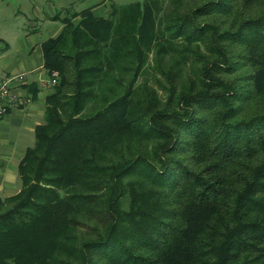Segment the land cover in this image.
I'll use <instances>...</instances> for the list:
<instances>
[{
    "label": "trees",
    "instance_id": "16d2710c",
    "mask_svg": "<svg viewBox=\"0 0 264 264\" xmlns=\"http://www.w3.org/2000/svg\"><path fill=\"white\" fill-rule=\"evenodd\" d=\"M73 15L0 264H264V0Z\"/></svg>",
    "mask_w": 264,
    "mask_h": 264
},
{
    "label": "crops",
    "instance_id": "0c3cea01",
    "mask_svg": "<svg viewBox=\"0 0 264 264\" xmlns=\"http://www.w3.org/2000/svg\"><path fill=\"white\" fill-rule=\"evenodd\" d=\"M86 9L97 18H109L114 10L108 15L94 0L83 8L73 0H0V83L12 80L22 100L0 118V198L21 190L19 164L35 143V130L45 122L47 98L54 92L43 43L59 36L64 19L78 24L81 18L73 14Z\"/></svg>",
    "mask_w": 264,
    "mask_h": 264
},
{
    "label": "built area",
    "instance_id": "2783aa9c",
    "mask_svg": "<svg viewBox=\"0 0 264 264\" xmlns=\"http://www.w3.org/2000/svg\"><path fill=\"white\" fill-rule=\"evenodd\" d=\"M60 74L58 71H52L50 74V85L55 87L59 82ZM19 79H23L20 76ZM12 80L0 83V118L6 116L13 108L22 103L20 96L12 86Z\"/></svg>",
    "mask_w": 264,
    "mask_h": 264
},
{
    "label": "rangeland",
    "instance_id": "374dc122",
    "mask_svg": "<svg viewBox=\"0 0 264 264\" xmlns=\"http://www.w3.org/2000/svg\"><path fill=\"white\" fill-rule=\"evenodd\" d=\"M77 2L78 7L83 8L85 7L86 3L92 1V0H73ZM95 1V7H100L101 10H106L107 14L109 15V13L116 8H124L127 7L129 5L132 4H137V3H144L146 0H94ZM167 1V0H165ZM100 10V11H101ZM152 77H150V84L155 86L158 90L159 93L163 96L164 95V91H162L160 89V87L157 86V84H155L153 82V80H151Z\"/></svg>",
    "mask_w": 264,
    "mask_h": 264
}]
</instances>
